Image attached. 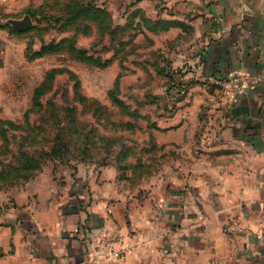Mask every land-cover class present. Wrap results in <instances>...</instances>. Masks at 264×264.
Segmentation results:
<instances>
[{
	"label": "crops",
	"instance_id": "0c3cea01",
	"mask_svg": "<svg viewBox=\"0 0 264 264\" xmlns=\"http://www.w3.org/2000/svg\"><path fill=\"white\" fill-rule=\"evenodd\" d=\"M153 1L137 5L193 27L191 74L227 80L202 129L179 112L159 132L187 162L134 190L113 165L52 164L0 191V264H264V0Z\"/></svg>",
	"mask_w": 264,
	"mask_h": 264
},
{
	"label": "rangeland",
	"instance_id": "374dc122",
	"mask_svg": "<svg viewBox=\"0 0 264 264\" xmlns=\"http://www.w3.org/2000/svg\"><path fill=\"white\" fill-rule=\"evenodd\" d=\"M79 1L0 10V191L52 164L113 165L125 186L149 185L188 158L159 132L179 112L198 114L202 129L206 91L227 82L191 74L188 22L146 12L140 0H84L73 14ZM26 15V30L9 22Z\"/></svg>",
	"mask_w": 264,
	"mask_h": 264
},
{
	"label": "water",
	"instance_id": "95a60500",
	"mask_svg": "<svg viewBox=\"0 0 264 264\" xmlns=\"http://www.w3.org/2000/svg\"><path fill=\"white\" fill-rule=\"evenodd\" d=\"M9 22L13 24L17 30H26L32 26L33 20L30 15H26L23 19H10Z\"/></svg>",
	"mask_w": 264,
	"mask_h": 264
},
{
	"label": "trees",
	"instance_id": "16d2710c",
	"mask_svg": "<svg viewBox=\"0 0 264 264\" xmlns=\"http://www.w3.org/2000/svg\"><path fill=\"white\" fill-rule=\"evenodd\" d=\"M83 4H84V0H80L79 2H76V4H75V7H74V11H73V14H77L79 11H80V8H79V6L80 5H82L83 6ZM39 9V8H38ZM65 11H67V10H65ZM68 12V11H67Z\"/></svg>",
	"mask_w": 264,
	"mask_h": 264
},
{
	"label": "built area",
	"instance_id": "2783aa9c",
	"mask_svg": "<svg viewBox=\"0 0 264 264\" xmlns=\"http://www.w3.org/2000/svg\"><path fill=\"white\" fill-rule=\"evenodd\" d=\"M237 80H238V77L234 76V77H232L231 82L232 83H237ZM238 86H239V84H238ZM239 88H240V86H239Z\"/></svg>",
	"mask_w": 264,
	"mask_h": 264
}]
</instances>
